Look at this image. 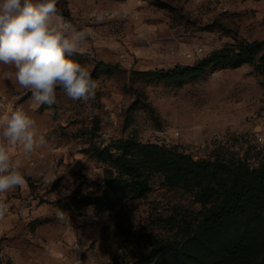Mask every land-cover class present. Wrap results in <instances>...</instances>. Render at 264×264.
Here are the masks:
<instances>
[{
	"label": "rangeland",
	"instance_id": "obj_1",
	"mask_svg": "<svg viewBox=\"0 0 264 264\" xmlns=\"http://www.w3.org/2000/svg\"><path fill=\"white\" fill-rule=\"evenodd\" d=\"M57 8L91 33L85 52L70 58L88 68L95 98L85 104L57 88L51 110L36 106L6 75L14 68L0 64V113L22 106L47 141L30 156L13 153L26 183L0 194L1 243L20 264H128L199 209L195 188L151 171L144 196H114L97 209L84 198L104 188L109 166L99 151L134 138L194 159L264 158V50L237 67L210 65L184 78L157 73L264 40V0H58Z\"/></svg>",
	"mask_w": 264,
	"mask_h": 264
},
{
	"label": "trees",
	"instance_id": "obj_2",
	"mask_svg": "<svg viewBox=\"0 0 264 264\" xmlns=\"http://www.w3.org/2000/svg\"><path fill=\"white\" fill-rule=\"evenodd\" d=\"M264 50V40L225 46L194 65H176L157 73L166 78L195 75L210 65L237 67ZM113 151L99 155L107 163L100 195L85 197L97 209L114 196L142 197L151 190L149 173L161 171L168 183L190 184L199 209L183 215L176 233L152 242L128 264H264V158L251 165L247 158L224 156L194 159L189 153L134 138L112 141Z\"/></svg>",
	"mask_w": 264,
	"mask_h": 264
},
{
	"label": "clouds",
	"instance_id": "obj_3",
	"mask_svg": "<svg viewBox=\"0 0 264 264\" xmlns=\"http://www.w3.org/2000/svg\"><path fill=\"white\" fill-rule=\"evenodd\" d=\"M58 0H0V64L10 65L6 73L31 92L36 106L56 103V89L68 98L85 104L95 98L97 83L88 68L71 59L83 54L91 35L78 30L60 15ZM45 137L22 106L0 113V194L14 191L26 183L23 164L13 158L17 148L30 156L45 146ZM7 205L0 200V215ZM64 212L58 209L62 219Z\"/></svg>",
	"mask_w": 264,
	"mask_h": 264
},
{
	"label": "built area",
	"instance_id": "obj_4",
	"mask_svg": "<svg viewBox=\"0 0 264 264\" xmlns=\"http://www.w3.org/2000/svg\"><path fill=\"white\" fill-rule=\"evenodd\" d=\"M3 222H4V214L0 215V264H20L13 260L12 257L8 256L2 245V235H3Z\"/></svg>",
	"mask_w": 264,
	"mask_h": 264
},
{
	"label": "crops",
	"instance_id": "obj_5",
	"mask_svg": "<svg viewBox=\"0 0 264 264\" xmlns=\"http://www.w3.org/2000/svg\"><path fill=\"white\" fill-rule=\"evenodd\" d=\"M11 213V211L10 212H8V214H10Z\"/></svg>",
	"mask_w": 264,
	"mask_h": 264
}]
</instances>
